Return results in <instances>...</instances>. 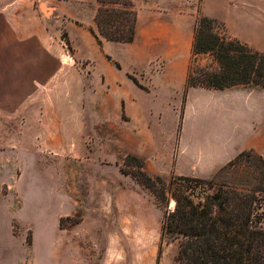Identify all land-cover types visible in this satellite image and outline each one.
<instances>
[{
	"label": "rangeland",
	"instance_id": "rangeland-1",
	"mask_svg": "<svg viewBox=\"0 0 264 264\" xmlns=\"http://www.w3.org/2000/svg\"><path fill=\"white\" fill-rule=\"evenodd\" d=\"M132 1L134 40L97 34L104 54L90 32L97 0H0V264H181L176 241L160 247L163 210L174 198L158 205L127 173L137 161L114 153V128L141 127L125 131L143 148L132 154L148 173V108L154 121L170 111L180 126L190 91L187 70L162 55L184 41L179 25L158 22L175 3ZM194 64L216 67L207 54ZM204 179L206 192L224 184L264 207L256 153Z\"/></svg>",
	"mask_w": 264,
	"mask_h": 264
},
{
	"label": "trees",
	"instance_id": "trees-1",
	"mask_svg": "<svg viewBox=\"0 0 264 264\" xmlns=\"http://www.w3.org/2000/svg\"><path fill=\"white\" fill-rule=\"evenodd\" d=\"M97 3V33L90 28L97 43L101 44L97 34L111 42H132L137 22L134 2L97 0ZM218 24L215 18L198 15L184 91L191 87L224 89L252 84L264 88V53L221 32ZM202 54L209 55L216 67L195 65L196 57ZM245 152L255 153L242 151L220 170L237 163ZM126 157L137 161L138 168L127 173L153 194L158 205L167 206L168 195L174 198V208L163 210L160 247L164 240L176 241L181 264H264V207L261 208L262 203L253 193L224 184L206 192L203 185L211 180L150 175L142 157L132 153ZM258 157L264 164L262 157ZM198 189L204 194L195 195Z\"/></svg>",
	"mask_w": 264,
	"mask_h": 264
},
{
	"label": "crops",
	"instance_id": "crops-1",
	"mask_svg": "<svg viewBox=\"0 0 264 264\" xmlns=\"http://www.w3.org/2000/svg\"><path fill=\"white\" fill-rule=\"evenodd\" d=\"M173 2L172 15L164 16L158 22L179 25L180 38L184 41L165 48L162 55H171L172 62H177L182 69L188 71L193 41L189 31L194 30L199 14L224 23L232 37L264 53V0H172L171 5ZM99 52L107 53L105 45H99ZM189 90L180 126L170 111L165 119L160 112L158 121H154L152 108H148L150 175H163L171 169L174 175L209 178L247 150L254 151L264 160V88L236 85L224 89L191 87ZM131 122L130 118L127 123ZM146 122L144 117L140 124L144 126ZM135 128L121 127V124L118 129L114 128L118 130L114 136L117 156L122 150L142 154L143 148L137 139L125 131L141 127ZM177 166L181 169L176 170Z\"/></svg>",
	"mask_w": 264,
	"mask_h": 264
},
{
	"label": "bare ground",
	"instance_id": "bare-ground-1",
	"mask_svg": "<svg viewBox=\"0 0 264 264\" xmlns=\"http://www.w3.org/2000/svg\"><path fill=\"white\" fill-rule=\"evenodd\" d=\"M41 9H42V10H45V7H44V5H41Z\"/></svg>",
	"mask_w": 264,
	"mask_h": 264
}]
</instances>
